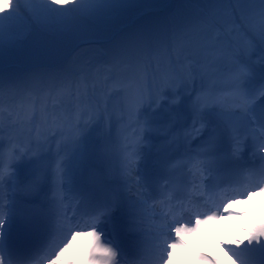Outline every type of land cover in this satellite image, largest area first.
Listing matches in <instances>:
<instances>
[{"label": "snow or ice", "instance_id": "1", "mask_svg": "<svg viewBox=\"0 0 264 264\" xmlns=\"http://www.w3.org/2000/svg\"><path fill=\"white\" fill-rule=\"evenodd\" d=\"M80 2L2 0L0 43L15 41L21 24H36L45 17L47 9H63ZM104 2L84 0L86 7ZM197 2L206 7L170 40L144 39L124 44L113 57L117 67L127 65L132 69L114 81L105 100L107 105V100L118 98L114 111L120 113L121 121L127 115V128L132 129L121 147L125 183L139 175L141 145L150 148L151 144L146 142L152 134L161 135L168 149L175 146V151L158 162V178L150 181L141 176L135 180L134 195L93 207L66 196L61 162L57 166L61 180L53 184L49 199L52 212L48 238L40 250L17 249L15 256L10 248L6 256L4 248L8 247L10 219L20 215L16 196L26 189L37 190L44 177L33 175L21 184L16 166L32 149L22 144L18 147L20 140L15 137L9 139L5 151V121L10 130H15L24 124L19 118L24 112L28 116L27 135L30 137L35 130L39 142L41 133L31 127L36 122L33 86L40 91L47 88L50 94L63 90L65 99L69 104L74 102L78 109L86 104L77 113L78 118L88 111L93 98L88 96L87 88L81 92L79 83L70 79L75 73L36 75L23 87H17L6 113L0 76V264H60L70 258V253L78 250L83 258L90 249L100 264H168L178 255L189 253L194 260L210 259L214 264H224L225 259L228 264H264V215L254 218L255 222L236 235L224 236L215 227L229 216L244 215L232 210L245 201L251 203L259 197L258 205L264 207V82L251 86L256 72L251 55L257 47L264 48V0ZM30 36L31 28L19 38ZM256 64H264V55ZM109 79L113 77L110 75ZM161 83L190 88L195 93L190 104V126L178 123L176 116L166 125H157L143 115L147 111L144 105L153 108V112L160 107ZM25 93L29 95L25 97ZM17 97L31 103H22L17 111ZM96 107L99 108V102ZM47 111L45 108L44 112ZM104 112L110 121L112 113L107 106ZM51 115H57L55 107ZM194 138L200 141L195 149ZM181 140L187 145L182 152ZM225 158L232 162V167L222 174L220 161ZM124 208L128 217L125 234L115 227L111 235L104 232L101 225L112 223L116 210ZM189 234L215 236L223 249L222 257L193 252L187 244Z\"/></svg>", "mask_w": 264, "mask_h": 264}, {"label": "bare ground", "instance_id": "2", "mask_svg": "<svg viewBox=\"0 0 264 264\" xmlns=\"http://www.w3.org/2000/svg\"><path fill=\"white\" fill-rule=\"evenodd\" d=\"M190 2L198 11L206 7V5L198 3L197 0H190ZM169 38L170 29L168 25H163L159 19V15L155 14L146 17L128 32L120 34L115 41V47L119 49L121 45L137 43L144 39L155 42L158 39L164 41L169 40ZM258 52L259 54H256ZM262 55H264V48L257 47L251 55V62L256 68L255 79L264 82V64H256V61ZM175 58L174 55L173 59ZM108 60V52L102 51L99 47H87L77 52L68 62L69 72L75 73L72 78L79 83L81 92L87 88L88 96L93 98L89 101L91 107L83 116L78 118L77 113L83 111L87 107L86 104H81L79 109L74 104L68 112L62 111L61 106L53 99L54 92L50 94L47 88L40 91L33 86L36 122L31 127L38 129L41 133L39 142L37 141L35 130L32 131L30 137L27 135L29 130L28 116L24 112H21L19 117L24 121V124L15 130H10L6 126L8 122L5 121L3 132V148L5 151L9 147V139L15 137H19L20 140V143L17 145L18 147L22 144L25 147L30 146L32 149L16 166V174L21 184L29 180L33 175H42L44 177L43 184L37 190L32 191L26 189L20 191L16 199L23 197L33 202H38V198L45 200L48 184L50 182L57 183L61 180L57 172V166L61 162L62 167H60V172L63 173V190L70 199L72 196V187L75 184L87 181L88 178L93 183L94 173L103 168H105L106 175L110 179L116 198L123 199L135 194V180L138 179V176H132L129 183H125L126 178L121 172V147L124 137L126 135L131 136L132 133V129L127 128L129 124L128 116L124 115V119L121 121L119 118L120 113L114 111L118 99L115 96L107 100V105H105L108 93L111 92L114 86L109 79L111 74L107 72ZM154 67L155 64H153ZM130 71H132L131 68ZM36 75L50 77L53 73L41 70L36 71L34 76ZM34 76L32 75V77ZM29 80L30 78L24 79V82L20 83L19 86L23 87ZM75 87L76 84H74ZM93 87H95L94 92ZM158 91H162L163 93V96L160 98V107L153 112V108H148L147 105H144V108L147 109L144 114L155 121L157 125H166L172 116H176L178 123H183L188 126L187 116L190 114V104L191 100L195 98V93H191L190 88L186 89L179 85L173 88L162 83ZM27 94H24L25 97ZM26 102L25 100L22 101V103L27 104ZM97 102H99L98 109L96 107ZM21 104L16 105L17 111L20 110ZM105 106H107L108 112L112 113L110 121L108 114L104 112ZM54 107L57 113L56 116L51 115ZM45 108L48 110L47 113L44 112ZM76 125H79V127H76ZM181 133H183V129H181ZM159 137L162 136L152 134L150 141L146 143H154ZM197 141L194 138L192 145ZM180 144V151L182 152L187 145L183 140H181ZM141 148L143 149L141 153L143 159L149 147L142 144ZM171 150L172 152L175 151V146ZM142 159H140V163ZM130 187L132 189L131 192H129ZM258 199L259 197L256 200H252L251 203L245 201L243 204L238 205L236 207L237 211H242L244 215L227 218L218 222V226L221 228L227 227L229 226V222L234 220H242L244 223H249L257 212L264 209V207L258 205ZM191 238L197 242L209 244L211 248L218 250L211 252L216 257H222L223 251L217 247L215 236H191ZM76 252H78L79 256ZM70 260L74 261L72 264H100L98 260L94 259V253L91 249L83 258H81L78 250L74 251L70 253V258L61 260L60 264H70ZM186 261L189 260H184L183 255H178L176 259L168 261V264H187ZM224 264H228L226 259Z\"/></svg>", "mask_w": 264, "mask_h": 264}, {"label": "rangeland", "instance_id": "3", "mask_svg": "<svg viewBox=\"0 0 264 264\" xmlns=\"http://www.w3.org/2000/svg\"><path fill=\"white\" fill-rule=\"evenodd\" d=\"M110 1L111 0H106V2H104L102 4L101 3H97V4H101L102 6H105V5H108V3ZM121 2L124 3L123 7H126L125 8L126 12L130 13L131 11H133L137 15L135 17L137 21L133 25H131V27H134V26L138 25L146 17H148L150 15H155V13L153 12V10H155L153 8L154 7L156 8V4L154 5V0H121ZM177 2L184 9L187 8L192 13H194V14L197 13L195 8H194V6H192V4L190 3V0H177ZM76 6H77L78 10H80V6L85 7V9L91 7V6L86 7L85 3H84V0H81L80 3L76 4ZM73 10H75V9H73ZM148 10H151V11L147 12ZM167 10L169 11L170 8H168ZM105 12L108 15V14H110L112 12L117 13L118 10L116 8H113L112 12H111V10L109 8L108 9L106 8ZM142 12H143V15H141ZM158 12L156 14L160 16L162 24L163 25L167 24V18L171 17L169 12L166 11V12H163V14H159ZM46 14H48L50 16L52 15V18H54V20H60L61 18H64V17L69 18L67 16V13H65L63 11V9H59V8L47 9L46 10ZM71 21H72V23H74V25L76 24L78 29L80 30L79 33H81V36H80L81 39L82 40L85 39L86 33L84 32V29H83L84 24L82 22V18L79 16V13L77 11H75V12H73V14H71ZM22 25L24 26L23 27V30H24L23 32L28 30L29 26L30 27H34V24H30V23H22ZM169 26L171 28V24ZM130 28H126V29L120 30L118 35L128 32L129 30H131ZM172 35H173V33H172V29H171V36ZM31 36H30L29 39H26L27 42H26V44L24 46V49H23V57L22 58H23V60L25 59L24 61H27V59H30L31 57L36 59V61H38V58L36 57L37 54H35V48L32 47L31 53H29V49H28V46H27L29 44V42L32 39L35 38V37H33V36L31 37ZM116 39H117V37L115 36V38L109 39V41H107V43H104L102 41H98L97 42V41H93V40H87V41L83 42V44L87 45L84 48H87V47H90V48L91 47H96V48H98L99 47L102 51L108 52V54H109L108 65H110V67L113 69V71L115 73H117V72L119 73V74L116 75L117 78L119 79V77L122 78L124 73L127 72L128 67H126L127 65H121V66L117 67L114 64V62H113V57L115 55H117L118 50H119V49H117L115 47ZM76 45H77L76 49L71 54V59L77 54V52H79L80 50L83 49V48H81L82 43L81 44H76ZM48 46H50V48L54 47V45H48ZM30 55H31V57H30ZM27 66H28V64L23 65L21 70L11 67L9 69H5L3 71H0V76H2V78H3V83H5L7 85L8 83H12L13 82L14 86L17 87L20 83L24 82V79L31 78L32 75L34 76V73L36 71H39V69H40V67L33 66L32 68H29V66L28 67ZM55 67H57V68L53 69L55 71V73H56L55 75H59V76L66 75V71H63V70H65L63 67H59V66H55ZM73 88H74V84H73ZM7 90L11 93V94H9V97L14 95L13 94L14 91H13V88L11 86L8 85L7 86ZM58 90L60 91V96H59L60 104L63 101V104L66 105V109L72 108L74 102L69 104V102L64 97L63 90H61V89H58ZM73 91H74V89H73ZM2 95H3V97H5L4 93ZM73 101H74V97H73ZM3 102H4L5 106L8 107L9 103L7 102V98H4Z\"/></svg>", "mask_w": 264, "mask_h": 264}, {"label": "trees", "instance_id": "4", "mask_svg": "<svg viewBox=\"0 0 264 264\" xmlns=\"http://www.w3.org/2000/svg\"><path fill=\"white\" fill-rule=\"evenodd\" d=\"M159 5L157 8L163 9L168 5V0H159ZM110 6H115L119 8L121 11L120 20L124 22L125 25H130L131 21L134 19L136 15L135 12L131 11L126 12L124 3L121 0H111L108 5L102 6L101 4H97L95 6H91L89 8L80 6V11L82 10L83 13L87 14L91 19L94 21L100 22L103 26H106L108 29L115 30L114 23L112 18H114L115 14L110 13L108 17L102 16V10L106 8L110 9ZM112 12V11H111ZM40 24L46 27L52 34H55L62 42H70V47L76 46V43L80 41V33L72 26L70 23L67 22L66 17L61 18L56 23H51L49 17L45 14V17L39 20ZM87 33H89L90 37H96L95 33H93L89 28H87ZM99 36H102L101 34ZM29 53H31L32 47L35 48V54L42 64H53V63H62L66 58V51L60 50L59 55L46 46L40 39L33 40L32 44H29ZM63 47V46H62ZM60 49H64V48ZM23 47L19 45L17 40L13 42H9L5 40L3 43L0 44V67H7V66H16L21 67L23 64ZM31 57V55H30ZM31 65L35 64L36 59L30 58L28 59Z\"/></svg>", "mask_w": 264, "mask_h": 264}, {"label": "clouds", "instance_id": "5", "mask_svg": "<svg viewBox=\"0 0 264 264\" xmlns=\"http://www.w3.org/2000/svg\"><path fill=\"white\" fill-rule=\"evenodd\" d=\"M237 223H244V221H242V220H239V221H235V220L234 221H230L229 222V226L224 227V231L225 232L231 231L232 228ZM189 236H191V235L189 234L188 237ZM195 243H197V246L208 248L210 251H218L217 249L211 248V246L209 244H205L203 242H195ZM187 244H189L188 243V239H187ZM186 262H187V264H207V262L205 260H199V261H197V260H191V261H186Z\"/></svg>", "mask_w": 264, "mask_h": 264}]
</instances>
